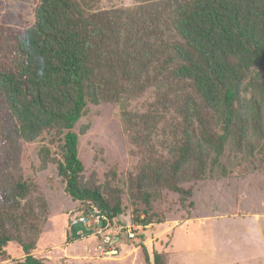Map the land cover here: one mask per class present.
I'll use <instances>...</instances> for the list:
<instances>
[{"label":"trees","instance_id":"1","mask_svg":"<svg viewBox=\"0 0 264 264\" xmlns=\"http://www.w3.org/2000/svg\"><path fill=\"white\" fill-rule=\"evenodd\" d=\"M134 1L37 0L22 26L0 23V264H57L33 254L52 215L45 188L57 189L38 179L48 168L76 219L96 209L108 218L94 233L123 225L104 244L119 250L129 224L165 222L157 202L168 193L191 210L199 181L235 172V157L264 160V0ZM36 55L57 79L30 82ZM102 104L137 160L99 175L81 141ZM36 143L41 162L26 174L22 148ZM143 242L147 264L177 263Z\"/></svg>","mask_w":264,"mask_h":264},{"label":"rangeland","instance_id":"2","mask_svg":"<svg viewBox=\"0 0 264 264\" xmlns=\"http://www.w3.org/2000/svg\"><path fill=\"white\" fill-rule=\"evenodd\" d=\"M33 2L36 4L37 0H0V23L22 26L27 9L29 8L30 11L34 9ZM117 2L118 5H131L135 1L117 0ZM40 29L44 33L51 32L44 25H41ZM44 41H47V38L44 37ZM34 58L29 76L30 82L53 81L58 78L49 68L41 64L40 56L36 55ZM112 109V105L109 104L91 109L92 126L83 134L81 141V150L87 166L91 169L93 165H97L101 169L99 175L108 171L110 166L131 168L137 160L134 161L126 149L119 120L112 115ZM88 121V118H84L80 125ZM38 144H26L22 148V166L26 174H37L36 168L41 162ZM96 154L101 156L98 163L94 159ZM256 157L257 159L254 157L253 161H243L240 164L235 157L233 159L235 172L226 174L222 172L219 177L199 181L194 196L196 205L190 208L191 210L177 201L171 202L173 194L168 193L165 199L157 202L159 211L166 217L165 222H156L138 228L136 233L141 232V235L136 234L134 239L131 238L132 240L127 242L123 240L127 238L124 234L118 253L112 256H104L96 252L95 247L99 238H103L98 232L68 241L66 235L71 231L70 220H76L78 213H72L73 208H70L72 202L69 201L71 199L63 193V185L60 179L55 177L52 169L41 171L38 179L42 184L51 183L57 189L51 190L49 186L45 188L52 215L33 254L57 264H64L65 260L69 261L67 264H86L87 261L96 264L106 262H108L106 264H147L142 246H135L143 239L142 244H146L151 253L164 249L175 253L176 264H220L221 261H230L222 264H264V256L260 254L264 245L250 239L256 236L251 232L252 225L264 229V160H259L257 155ZM224 160L230 162V158L225 157ZM255 164L259 165L256 169H254ZM240 169L245 175L236 174H240ZM131 209L128 208L126 219L130 217ZM188 216L190 218H186ZM110 224L112 227L108 230L113 233L120 232L123 226L116 218L113 222L111 220L108 222L107 228ZM88 225L96 231L101 229L100 226L92 227L89 223ZM134 225L138 226V224ZM201 226L202 229L199 228ZM178 228L189 229V234L185 233V240H181L186 250L184 252L179 251L182 249L174 243V239L182 234ZM187 237H190V240L193 238L194 244L188 245ZM7 249L14 259L23 255L16 244H9ZM258 254L261 255L258 256L259 260H255L254 256ZM244 259L246 260L241 261ZM72 261L74 263H70ZM4 264H9V261L5 260Z\"/></svg>","mask_w":264,"mask_h":264},{"label":"built area","instance_id":"3","mask_svg":"<svg viewBox=\"0 0 264 264\" xmlns=\"http://www.w3.org/2000/svg\"><path fill=\"white\" fill-rule=\"evenodd\" d=\"M99 213H100V211L96 209L93 214H90L88 216L81 215L78 219L82 220L85 223V225H87V226H88V223L91 226H96V225L100 224V222H102V220H104V219L108 220V218L105 215H103V216L98 215ZM122 227L123 226H121V228ZM137 229H138V226H136V225H129L128 226L127 230H128L130 238L136 237ZM101 231L102 230H100V232ZM120 231H121V229H120ZM110 234H111V232L108 230L107 234L103 235V239H102L103 242H100V243L98 242L97 246L95 247L96 252H99L104 256H109V255L112 256L113 254L118 253V249H116L114 247H109L107 249H105V247H104V244L109 243L111 241Z\"/></svg>","mask_w":264,"mask_h":264},{"label":"crops","instance_id":"4","mask_svg":"<svg viewBox=\"0 0 264 264\" xmlns=\"http://www.w3.org/2000/svg\"><path fill=\"white\" fill-rule=\"evenodd\" d=\"M252 227H253V231H251L254 235H256L255 237H253V238H250L251 240H254L255 242L256 241H258V242H260V244H263L264 245V229H263V227L262 228H256V226H254V225H252ZM200 229H202V226L201 227H199ZM184 228H178V231L180 230L181 231V233L182 234H179V236H177L175 239H174V243L175 244H177V246H178V248L179 249H182V250H179V251H182V252H184V251H186V250H184V246L182 245V243H181V240L183 241V240H185V233H188V231H189V229L188 230H183ZM189 234V233H188ZM258 234V235H257ZM190 237H191V234H190ZM190 237L187 239L188 240V245H190L191 243H193L194 244V242H195V240H193V238L190 240ZM192 245V244H191ZM214 250H215V247L213 248ZM212 249V250H213ZM263 250L261 251L262 253H260L261 255H263L264 256V247L262 248ZM213 250V251H214ZM187 251H188V249H187ZM251 253H253V252H251ZM260 254H258V255H256V256H254L256 259L255 260H259V257L258 256H261ZM246 259H244V260H241V261H245ZM252 261V260H251ZM225 262H230V261H221L220 262V264H222V263H225ZM245 263V262H244Z\"/></svg>","mask_w":264,"mask_h":264},{"label":"water","instance_id":"5","mask_svg":"<svg viewBox=\"0 0 264 264\" xmlns=\"http://www.w3.org/2000/svg\"><path fill=\"white\" fill-rule=\"evenodd\" d=\"M100 224L102 225V222H100ZM94 232V229L86 226L80 219L74 220L71 224V236L73 239H78L82 236L93 234Z\"/></svg>","mask_w":264,"mask_h":264}]
</instances>
